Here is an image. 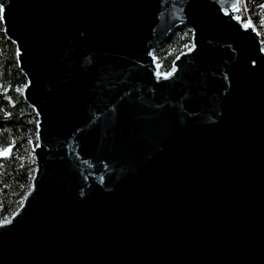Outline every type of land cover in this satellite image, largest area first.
<instances>
[{
    "label": "water",
    "instance_id": "1",
    "mask_svg": "<svg viewBox=\"0 0 264 264\" xmlns=\"http://www.w3.org/2000/svg\"><path fill=\"white\" fill-rule=\"evenodd\" d=\"M0 3L39 132L0 264H264V48L239 0Z\"/></svg>",
    "mask_w": 264,
    "mask_h": 264
},
{
    "label": "trees",
    "instance_id": "2",
    "mask_svg": "<svg viewBox=\"0 0 264 264\" xmlns=\"http://www.w3.org/2000/svg\"><path fill=\"white\" fill-rule=\"evenodd\" d=\"M239 8L241 20L245 24L251 20L264 35V0H239ZM192 39V30L179 26L158 44L154 56L160 74L172 72L175 59L192 49ZM17 53L0 21V150L13 147L12 156L0 161V224L9 221L22 207L37 170L33 148L38 143V116L24 99L28 81Z\"/></svg>",
    "mask_w": 264,
    "mask_h": 264
},
{
    "label": "snow or ice",
    "instance_id": "3",
    "mask_svg": "<svg viewBox=\"0 0 264 264\" xmlns=\"http://www.w3.org/2000/svg\"><path fill=\"white\" fill-rule=\"evenodd\" d=\"M233 10L234 11H239V7L237 5L233 6ZM4 13H5V6L3 3H0V21L4 20ZM236 19L240 20L241 17L237 16ZM245 28H249V27H253L251 20H249L245 25ZM191 50V49H189ZM172 73H164L163 74V78L167 79ZM157 75H160L159 73H157ZM17 91H20V89H17ZM36 139L37 141H39V132L36 133ZM35 147H39V144L37 143L35 145ZM35 147L33 148V152L35 151ZM12 152V149L9 147L7 149H4L2 151H0V157H7L8 155H10Z\"/></svg>",
    "mask_w": 264,
    "mask_h": 264
},
{
    "label": "rangeland",
    "instance_id": "4",
    "mask_svg": "<svg viewBox=\"0 0 264 264\" xmlns=\"http://www.w3.org/2000/svg\"><path fill=\"white\" fill-rule=\"evenodd\" d=\"M239 9H240V8H239ZM239 11H240V10H239ZM238 13H239V12H238ZM260 34H261V33H260ZM261 37H262V38H264V35H263V34H261ZM262 43H263V40H262Z\"/></svg>",
    "mask_w": 264,
    "mask_h": 264
}]
</instances>
